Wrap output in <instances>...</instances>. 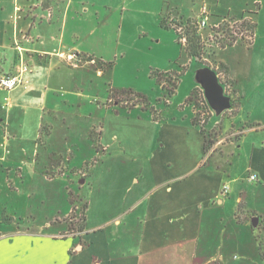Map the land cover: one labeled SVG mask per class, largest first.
Here are the masks:
<instances>
[{
  "label": "crops",
  "instance_id": "0c3cea01",
  "mask_svg": "<svg viewBox=\"0 0 264 264\" xmlns=\"http://www.w3.org/2000/svg\"><path fill=\"white\" fill-rule=\"evenodd\" d=\"M75 1L0 0V75L14 74L22 64L30 67L26 86L10 91L0 88V149L8 145L13 149L9 156L4 152L0 155V187L6 185L18 195L32 186L27 199L35 194L45 197L46 191H35L39 187L36 181L43 189L71 177L69 172L87 177L92 169L98 172L106 163V175L113 177L114 185L118 179L126 180L123 175L130 181L122 194L108 196L104 207L117 205L124 211L95 225H88L84 213L83 223L68 231L58 217L37 228L17 216L0 219V264H142L153 254L170 250L192 259V264H231L227 254L232 252L236 257L237 251L247 259L237 264L252 259L263 264L258 258H264V65L255 62L254 54L259 52L258 32L264 28V0H253L255 10L243 7L240 16H231L254 25L252 40L244 47L252 52L250 58L235 61L236 66L227 58L219 59L230 82L227 94L234 100L230 113L223 112L234 119L231 132L224 134L219 127L222 134L217 136L213 129L202 127L195 121L192 105L179 120L175 116L173 120L161 119L156 111L146 109L139 116L150 114V122L156 127L153 135H148L152 139L137 142V138L132 139L135 130L127 140L116 134L117 147L115 151L103 148L108 156L102 162H97L94 149L92 156L80 158L79 144H74L75 153L68 149V159L56 152L43 156L41 150L49 151L53 127L41 133V124H34V117H38L36 121L41 118L40 111L47 108L50 96L57 101L65 99L68 105L83 96L76 94V84L65 93L52 87L53 74L64 77L71 57L79 56V51L89 53L79 48V41L94 31L83 33L74 27L81 11L75 9ZM79 2L81 12L88 14V0ZM232 10L228 9L230 14ZM239 41L244 40L218 49L236 46ZM90 57L86 65L93 66L97 60ZM98 72L102 74V70ZM94 126L86 137L93 135ZM87 145L98 153L99 148L91 141ZM248 148L247 176H234L235 156L244 150L246 154ZM115 165L123 168L121 175L114 172ZM253 174L258 177L255 181L249 179ZM224 185L229 186L227 194L222 192ZM96 196L94 193L89 198L84 211H91L94 203L100 209L103 202ZM124 214L131 218L121 220ZM55 222L60 226L55 227Z\"/></svg>",
  "mask_w": 264,
  "mask_h": 264
},
{
  "label": "rangeland",
  "instance_id": "374dc122",
  "mask_svg": "<svg viewBox=\"0 0 264 264\" xmlns=\"http://www.w3.org/2000/svg\"><path fill=\"white\" fill-rule=\"evenodd\" d=\"M217 1L88 0L86 4L89 13L85 14L81 12L83 5L76 0L74 7L81 11L74 27L81 28L83 33L94 31L91 36L84 34L79 41V48L89 53L79 51V56H73L68 64L65 63L67 66L63 70L66 72L64 77L57 76L58 73L53 74L52 87L65 93L76 84L74 89L76 94L83 96L76 98L74 100L76 103L72 105H68L69 102L65 99L57 101L50 96L47 108L40 111L41 118L36 121L38 117H34V124H41V133L53 127L52 137L48 142L49 151L41 150L43 156L48 157L50 152H56L57 155L68 159L71 155L68 149L71 148L75 153L74 144H79L80 158L92 156L93 152H90L94 149L97 162H102V159L108 156L103 148L108 147V150L115 151L117 147L114 135L117 134L127 140L134 130L136 132L132 134V139L137 138V142H148L152 139V136L148 135L150 132L153 135L155 131L153 129L156 127L154 128L150 122L149 113L140 115V118V112L146 109L150 113L156 111L161 119L173 120L175 116V119L179 120L187 114L184 112L191 111L192 105L195 121L202 127L207 130L213 129L217 136L222 134V130L224 134L230 133L233 117L225 116L224 113H215L205 96L204 89L201 88L198 74L201 68L207 66L217 73L220 72L221 81L230 84L226 69L219 63V59L227 58L236 66L235 61H246L247 57L250 58L252 52L246 51L244 47L251 42V35L244 36L241 33L238 35L235 32L247 27L253 30L254 26L250 22L235 24V19L231 16L233 14L240 16L243 7L248 10H255L257 7L253 4V0H220V3ZM239 1H242V5ZM205 4L210 14L208 25L198 30L200 35L198 42H195L196 37L193 34H190L193 42L191 40L189 42L185 20L190 19L195 26V23L201 20V10ZM232 7L234 10L230 14L228 9ZM224 18L227 20L222 22ZM213 21H221L220 27H210ZM182 25L187 35L186 42L181 40L182 35L176 28ZM258 34L256 49L259 52L254 54V59L255 62L260 61L264 65V28ZM235 39L244 41H239V44L233 47L218 49L222 43H229ZM188 43H197V50L202 51V56H189L186 51ZM88 55L93 60H97L93 66L86 65ZM100 70L102 74L98 72ZM64 101L66 104H63ZM226 113H230L229 109ZM94 123L93 135L86 137L87 130ZM219 127H222V130L218 129ZM206 129L204 131H207ZM136 133H139L140 138L135 135ZM233 137L236 135L226 137L223 141ZM89 141L99 148L98 153L94 146L92 148L87 145ZM1 149L0 155L4 152L8 156L10 155L8 152L11 153L13 150L9 145ZM249 153L248 148L246 154L244 150L240 156H235L234 176L242 173L243 178L247 176L245 168ZM101 166L98 172L92 169V174L87 177L74 176L69 172L67 175L71 177L51 183L43 189H41L42 183L36 181L35 184L39 187L34 186L35 191H46L45 197L35 194L34 197L27 199L26 194L31 191L32 186L23 188L18 195L6 185L1 186L0 219L7 221L11 219L10 217L17 216L20 220L28 219L26 225L37 228L51 221L53 217H58L59 221H62L60 223H66V231L71 226L79 227V224L83 223L84 213L88 217V225L105 222L124 211L123 207L117 205L106 209L104 206L109 203L108 196L117 197L116 194H122L130 180L123 175L126 180L118 179L115 181L117 184L114 185L113 177L109 178L106 175V163ZM122 171L123 168L114 166V172L121 175ZM130 172L131 170L127 173L130 175ZM82 179H85V182H82ZM149 182L145 181L147 187ZM63 184L66 185V190ZM94 193L103 204L99 209L94 203L92 210L86 212L84 209L89 198L94 197ZM42 198L45 199L44 203L41 201ZM119 218L129 220L131 216L124 214ZM56 226L59 227L60 224L55 222ZM235 254L236 257L232 252L227 254L230 256L229 263L237 264L247 260L242 252L237 251ZM258 259L264 264V258ZM192 263V259L184 258L178 251L170 250L160 255L153 254L150 260H145L142 264ZM246 263L256 264V261L252 259Z\"/></svg>",
  "mask_w": 264,
  "mask_h": 264
},
{
  "label": "built area",
  "instance_id": "2783aa9c",
  "mask_svg": "<svg viewBox=\"0 0 264 264\" xmlns=\"http://www.w3.org/2000/svg\"><path fill=\"white\" fill-rule=\"evenodd\" d=\"M210 14L208 13V9L206 5H203L202 10H201V20L199 22L196 23V26L199 30H201V28H204L208 25V21H209V17ZM227 18H224L222 20V22L226 21ZM232 21V20H231ZM245 20L240 21H234L235 24H241L243 23ZM215 27H220L219 25H214ZM211 27V26H210ZM177 31L182 35L181 36V40L186 42L187 40V35L186 32L182 26H177ZM184 30V31H183ZM240 32L236 31L235 33L238 35L241 33L242 35L246 36L247 35H251L252 32L250 30H248V28L244 29V32H242L241 30H239ZM184 35V36H183ZM186 35V36H185ZM184 44V43H183ZM72 60V57L70 58ZM30 71V67L27 64H22L18 67L17 71L14 74H3L0 75V88L4 89V90H13L15 88H18L20 86H26L29 82V80L26 77V73ZM217 73V72H216ZM218 78L221 82V84L223 85L226 93L228 92V89L230 88V84H227L224 81H221V77L222 74L220 72L217 73ZM214 147L212 149H210V153L214 151ZM250 180L255 181L258 179L257 175L253 174L250 175ZM222 192L224 194H227L229 192V186L228 185H224Z\"/></svg>",
  "mask_w": 264,
  "mask_h": 264
},
{
  "label": "water",
  "instance_id": "95a60500",
  "mask_svg": "<svg viewBox=\"0 0 264 264\" xmlns=\"http://www.w3.org/2000/svg\"><path fill=\"white\" fill-rule=\"evenodd\" d=\"M198 77L210 106L217 114H222L232 107V97L226 93L215 70L207 66L203 67Z\"/></svg>",
  "mask_w": 264,
  "mask_h": 264
},
{
  "label": "trees",
  "instance_id": "16d2710c",
  "mask_svg": "<svg viewBox=\"0 0 264 264\" xmlns=\"http://www.w3.org/2000/svg\"><path fill=\"white\" fill-rule=\"evenodd\" d=\"M244 23H247L248 24V21H244L243 22V24ZM185 24L187 25L186 26V32H187V35L189 36V42H190V40L192 41V39L190 38V34H193V36H195L196 37V40H195V42L197 41L198 42V40H200V35H198V28H197V26H196V23H195V26L194 25H192V21L190 20V19H187V20H185ZM242 24V25H243ZM248 28V30H250L251 32H252V28H249V27H247ZM242 29V28H241ZM236 41V39L235 40H233L232 42H229V43H222L221 44V47H225V46H227V45H231V44H233L234 42ZM193 42V41H192ZM196 44L197 43H188L187 44V48H186V51H187V53L189 54V56H191V57H201L202 56V51L201 50H197V47L198 46H196ZM234 105V100L232 99V106Z\"/></svg>",
  "mask_w": 264,
  "mask_h": 264
}]
</instances>
